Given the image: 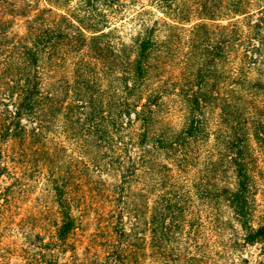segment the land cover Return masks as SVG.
<instances>
[{
	"label": "trees",
	"instance_id": "1",
	"mask_svg": "<svg viewBox=\"0 0 264 264\" xmlns=\"http://www.w3.org/2000/svg\"><path fill=\"white\" fill-rule=\"evenodd\" d=\"M254 9L263 12L261 0H0V225L44 153L58 217L44 246L64 243L81 178L58 163L73 140L97 174V217L117 237L143 239L130 230L167 220L198 224L206 237L235 222L242 242L264 252V215H255L264 79L250 75L264 35L252 32L256 21L231 20Z\"/></svg>",
	"mask_w": 264,
	"mask_h": 264
},
{
	"label": "rangeland",
	"instance_id": "2",
	"mask_svg": "<svg viewBox=\"0 0 264 264\" xmlns=\"http://www.w3.org/2000/svg\"><path fill=\"white\" fill-rule=\"evenodd\" d=\"M261 3L264 4V0H261ZM260 16L262 19H259ZM231 20L242 21L246 25L256 21L259 24L252 32L264 35V9L263 12L254 9L249 16L239 15ZM205 22L209 27H213L218 23H226L227 20L206 19ZM189 25L186 24L185 27ZM125 26L120 29L125 38H128ZM186 33L187 30L180 31L181 40L186 37ZM227 56L232 60L231 63L236 59L233 51L228 52ZM253 56L250 62L254 63L256 68L251 72V78L264 79V55L256 58ZM177 65H172L167 75L176 74ZM64 144L69 155L63 162L60 160L62 163L56 161L65 167H77L78 176L81 178L80 183L72 186L69 191L70 198L79 196L78 202L76 201L78 206L74 211L77 217L75 228L64 243L44 246L46 243L50 244L58 217L53 194L44 174L48 159L41 153L38 161L39 172L31 174L25 180V191L19 194L16 203L11 206L0 225V243L8 264H264L263 243H243L242 231L235 222L216 227L212 232L207 231L206 237L204 229L198 224L190 226L171 220L164 224H143L130 230L143 231V239L117 237L108 219L99 220L97 217L103 203H91L100 195L94 199L90 197L94 181L98 178L97 174L86 166L89 163V155H78L80 148L73 140L64 141ZM94 148L88 145L82 146L81 149L92 151ZM260 167L262 172L257 177L255 195L256 216L264 215V153L261 155ZM101 178L110 181V177L105 174H102ZM121 247L127 250L126 254L110 253V250Z\"/></svg>",
	"mask_w": 264,
	"mask_h": 264
}]
</instances>
